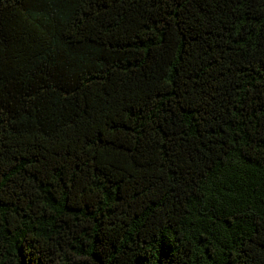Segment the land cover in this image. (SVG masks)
<instances>
[{
	"label": "trees",
	"instance_id": "1",
	"mask_svg": "<svg viewBox=\"0 0 264 264\" xmlns=\"http://www.w3.org/2000/svg\"><path fill=\"white\" fill-rule=\"evenodd\" d=\"M0 264H264V0H0Z\"/></svg>",
	"mask_w": 264,
	"mask_h": 264
}]
</instances>
